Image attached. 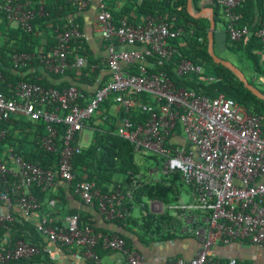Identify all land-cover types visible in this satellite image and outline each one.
<instances>
[{
  "label": "built area",
  "instance_id": "obj_1",
  "mask_svg": "<svg viewBox=\"0 0 264 264\" xmlns=\"http://www.w3.org/2000/svg\"><path fill=\"white\" fill-rule=\"evenodd\" d=\"M91 1L72 0V3L82 11ZM213 1L223 10L230 39L233 42L250 39L251 28L241 24L244 16L238 10L246 0ZM43 10L41 7L40 16ZM36 15L30 0H0V19L26 33L33 32ZM140 16V21L124 17L116 24L105 0H99L97 28L107 43L104 63L110 79L90 96L76 86L58 90L26 82L16 86L13 97L0 91V121L22 119L44 123L42 146L46 151L56 150L58 126H66L56 170H44L25 161L13 148L8 159L13 166L0 156V187L13 179L11 188L0 189V203L9 208L16 206L23 219L31 222L41 208L31 189L36 186L45 192L56 184L57 178L68 182L76 179L73 159L82 151L78 138L84 124L101 112L110 99L122 112L119 136L137 151L160 158L162 167L157 172L178 173L191 189L189 203L166 207L159 201H148L155 212L163 213L165 209L176 212L183 222L181 231L194 235L199 242L192 259L177 258L169 264H224L214 252L218 245L249 242L264 249V115L249 113L223 94L212 98L179 88L167 74L157 72L158 66L168 65L180 78L196 77L206 85L215 81L214 75L202 65L183 58L179 48L186 44V31L175 27V18ZM56 33V46L37 53L14 54V67L21 68L37 59L46 71L55 75H64L73 68L100 69V64H90L84 56L74 62L69 60L72 42L84 38L78 25L71 22L70 28ZM257 37L264 44V20ZM137 111L149 115L145 123L132 121ZM5 137V130L0 128V146ZM137 183L134 180L126 187L119 184L103 193L95 184L82 181L76 185L75 193L85 204H97L107 220L121 221L130 216L127 204L134 200ZM12 221L11 212L0 211V229ZM35 226L42 240L55 244L58 250L76 247L92 264H101L96 250L99 245L103 250L121 253L127 264H144L142 255L127 247L124 238L97 233L91 227L80 228L77 216L68 218L66 226L50 224L46 219ZM40 255L50 258L54 252L44 243L19 241L0 252V264ZM229 264L237 261L231 260Z\"/></svg>",
  "mask_w": 264,
  "mask_h": 264
},
{
  "label": "trees",
  "instance_id": "obj_2",
  "mask_svg": "<svg viewBox=\"0 0 264 264\" xmlns=\"http://www.w3.org/2000/svg\"><path fill=\"white\" fill-rule=\"evenodd\" d=\"M16 1L24 2L26 0ZM30 1L33 3L37 14L33 21V32L26 33L16 28L11 30L7 39L3 40L2 43L0 42V73L2 75L0 91L7 97H13V90L16 86L19 83L26 82L58 90L76 86L88 95L87 91L77 85L70 83L54 84L55 82H51V79L55 81L60 80L63 75H55L46 71L37 59L21 68L14 67L12 62L14 54L37 53L40 51L38 37L40 32L44 31L48 34V48L54 47L57 44V41L54 40V36L56 37L57 33L53 32L56 28H58V32H62L70 28L72 22L78 25L82 32V20L72 0ZM193 3L198 11L207 7L214 9L216 22L214 49L216 55L219 56L216 52V33L217 27L220 24L223 26L222 33L224 36L222 44L230 53L237 56L240 63L247 62L250 65L253 75L251 76V80L248 79L249 83L264 93V62L262 59L264 44L257 37V32L264 20L263 1L246 0L240 9H238L244 16L241 24L249 26L252 31L250 39L240 42H233L230 39L226 31L223 10L213 0H193ZM41 7L44 8L42 16L38 14ZM130 11L123 9L119 13H113L115 23L118 24L124 17H128L130 21H134L129 16ZM136 13L142 16L161 15L163 17L167 16L169 19L175 18V27L184 28L186 31V35L184 36L186 44L184 47L179 48L183 58L202 65L208 72L214 75L215 81L206 85L198 82L196 77L180 78L176 76L173 68L168 65L158 66L157 72L167 74L179 88L192 89L212 98L223 94L226 98L233 99L243 105L249 113L264 115V101L253 95L230 69L213 61V58L208 53L210 21L206 18H193L187 11V0H140V3L136 4ZM50 26L52 27L51 29H49ZM83 55L85 54L83 53ZM223 59L228 60L226 58ZM69 60L71 62L75 61L70 56ZM89 72H91L90 69L78 72L76 68V70L67 71L64 75L69 74L75 83H86L89 85L93 83V80L89 78ZM143 99H146V97H143ZM112 104V101L109 99L102 106L100 120L107 123L108 127H97L93 143L88 148L82 149L73 159V173L76 178L72 184L74 190L79 182L87 181L95 184L97 190L108 193L119 184L126 187L132 185L134 180H136L138 183L134 200L132 203L127 204L130 216L126 220L114 222L127 231H132L134 227H138L144 235L150 234L156 236V239L160 241H172L176 238L187 236L188 234L181 231L183 222L179 216H173L169 209H165L163 213L154 214L149 210L148 201H159L166 207L178 204L188 186L183 182L178 173L162 174L160 178L155 180L153 175H150V170L149 173L147 170H144L143 164L139 161H145L142 152L137 151L132 143L120 137L117 123L108 120ZM148 118V114L139 111L134 112L132 115V121L135 124H143ZM0 128L6 132V137L0 146V156L4 147L8 146L13 148L25 161L37 164L44 170H56L61 158L62 138L65 134L66 126H58L59 139L57 140L56 150L53 152L46 151L42 146V138L46 128L42 122L34 123L22 119H12L7 122L0 121ZM16 131H22L28 133V135L23 134L25 137L20 139L16 136ZM29 136L33 137L31 140L33 150L24 152L23 146L29 141ZM139 154H142L140 158L138 157ZM12 183L13 179L9 178L7 184L1 186L0 189L11 188ZM31 191L39 202L43 199L44 192L39 187L35 186ZM186 192L192 195L190 188ZM93 206L98 208L97 204ZM133 207L140 209V217L132 216ZM11 213L13 221L0 229V252L11 248L14 243L19 241H26L35 245L43 243L34 224L26 222L19 211H11ZM78 225L80 228L91 227L97 233L101 231L94 227V223L89 215L85 216L82 214L79 216ZM102 232L107 233V231ZM117 235L124 238L127 247L131 248V240L128 237L121 233ZM96 250L101 258L102 247L99 245ZM41 262L50 263L51 261L48 256L40 255L33 259L13 261L9 264H34ZM224 264H229V262L224 261ZM237 264L239 263L237 262Z\"/></svg>",
  "mask_w": 264,
  "mask_h": 264
},
{
  "label": "crops",
  "instance_id": "obj_3",
  "mask_svg": "<svg viewBox=\"0 0 264 264\" xmlns=\"http://www.w3.org/2000/svg\"><path fill=\"white\" fill-rule=\"evenodd\" d=\"M107 6L111 9L113 13H119L123 9L131 10L130 17L134 21L142 20V17L136 13V4L140 0H105ZM204 9V8H202ZM79 16L81 18L82 33L84 38L74 40L71 44V51L69 56L76 60L80 56L86 57L90 64H100V69L92 70L90 68L89 78L93 80L92 84H78L75 83L73 78L67 74L63 75L60 80H52L54 84L70 83L77 85L83 90L87 91V96H90L94 90L102 83L109 81L110 72L106 68L105 59L107 55V43L102 39L101 34L97 28V15L99 12V0H92L89 7L85 10L79 11ZM72 21V20H69ZM52 27L50 26L49 29ZM16 29L13 26H8L2 19H0V42L7 39L8 34L11 30ZM58 28L54 29L53 32L56 33ZM48 34L42 31L39 33V50L49 49L48 48ZM53 38V37H52ZM56 41V37L54 36ZM85 55H83V53ZM264 62V55H262ZM76 70V68L70 69L69 71ZM89 68L78 69L80 71H88ZM98 72V73H97ZM79 74V73H78ZM46 76V74H45ZM263 81V79H261ZM121 108L118 105L112 104L109 111L110 122H116L120 126L121 120ZM102 111L97 115L92 117L89 121L84 124L83 131L81 132L78 141L82 149L88 148L94 141V133L97 127L107 128L108 124L101 121ZM93 120V121H92ZM92 121V122H91ZM23 134L28 135V133L22 131H16V136L20 139L25 137ZM45 135V132L43 136ZM32 136L28 137V142L23 146L24 152H30L33 150V145L31 140ZM181 142L184 143L183 140ZM9 150L11 147H4L1 152V158L6 160L9 166L13 164L8 160L10 157ZM150 175L157 180L159 177L155 169L150 170ZM73 182L63 181L57 178L56 184L49 190L44 192V197L40 201L41 208L34 214L32 218V224H38L42 219H46L50 224L54 225H64L68 223V218L72 216L89 215L94 223V227L101 230L99 233L102 234H118L121 233L131 240V249L137 250L143 257L144 264H169L170 262L176 260L177 258H185L187 260L192 259L199 248V242L190 233L187 236L181 238H176L172 241H160L156 239V236L150 234L144 235L140 232L138 227H134L132 231H127L120 227L114 221L107 220L98 210L94 204L87 205L81 198L75 193L72 186ZM138 207H133L132 216L134 210ZM149 210L154 214H159L155 212L149 205ZM0 211L4 213L8 212H18V208L13 206L9 208L6 203H0ZM102 231H107L102 232ZM41 237V236H40ZM48 248H50L54 255L50 257V263L41 262L34 264H92L86 260L81 252L76 247L64 248L58 250L57 246L53 243L46 242L42 240ZM215 254L222 258L224 261L236 260L239 264H264V249L258 248L249 242H238L230 246L218 245L214 248ZM29 264V263H28ZM101 264H127L123 255L119 252L102 250Z\"/></svg>",
  "mask_w": 264,
  "mask_h": 264
},
{
  "label": "water",
  "instance_id": "obj_4",
  "mask_svg": "<svg viewBox=\"0 0 264 264\" xmlns=\"http://www.w3.org/2000/svg\"><path fill=\"white\" fill-rule=\"evenodd\" d=\"M187 11L193 18L196 19L206 18L210 21V28L208 32V53L213 58V61L216 64H221L222 66L230 69L235 74V76L244 84V86L250 92H252L253 95H255L258 99L264 101V93L259 88L249 83L248 78L240 68H238L231 61L224 60L216 55L214 49V35L216 31L214 9L211 7H207L198 11L193 3V0H187Z\"/></svg>",
  "mask_w": 264,
  "mask_h": 264
},
{
  "label": "rangeland",
  "instance_id": "obj_5",
  "mask_svg": "<svg viewBox=\"0 0 264 264\" xmlns=\"http://www.w3.org/2000/svg\"><path fill=\"white\" fill-rule=\"evenodd\" d=\"M1 32V31H0ZM223 26L222 25H218L217 27V33H216V45H217V54L220 56V58H226L229 61H231L232 63H234L237 67H239L241 70H243L244 74L246 75V77L251 80L252 79V71L250 69V65L247 62L244 63H240L237 56L233 55L232 53H230L222 44L223 40H224V36H223ZM1 40V37H0ZM261 82V81H260ZM143 157H145V161L141 163L144 166V170H147L149 173V170H153L155 169V172H157L158 169H161L162 164L160 162V158L154 156L153 154L149 153V152H144L142 153ZM142 154H139V158L142 156ZM151 157V158H150ZM148 158V159H147ZM157 169V170H156ZM162 175L161 171L157 172V175L154 176H158L160 178V176ZM188 188V187H187ZM186 191L189 190V188ZM184 191L183 196H182V200L179 201V204L183 203H189L191 201V195ZM147 202V200H146ZM172 213L173 216L178 217V214L174 211H170ZM134 217H140V209L136 208L134 210L133 213Z\"/></svg>",
  "mask_w": 264,
  "mask_h": 264
}]
</instances>
